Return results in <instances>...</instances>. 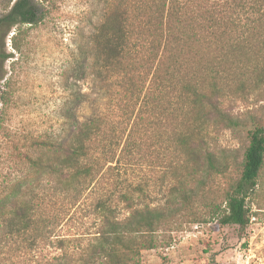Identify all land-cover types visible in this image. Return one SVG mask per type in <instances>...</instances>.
<instances>
[{"label":"trees","instance_id":"1","mask_svg":"<svg viewBox=\"0 0 264 264\" xmlns=\"http://www.w3.org/2000/svg\"><path fill=\"white\" fill-rule=\"evenodd\" d=\"M43 2L0 0V65L9 57L1 51L6 36L41 23ZM77 27L74 69L86 87L74 95L88 111L66 109L59 135L34 138L24 152L15 145L7 158L0 264H13L23 245L49 238L59 220L50 210L54 199L65 194L76 204L101 164L111 162L107 149L117 129L110 131L98 100L114 83L121 90L117 109L132 124L126 143L142 111L151 110L160 115L158 136L173 144L176 160L162 173L165 202L139 201L148 195L141 184L115 185L94 201L96 231L85 239L57 238L58 253L37 264H141L142 252L157 248L160 233L180 216L199 222L195 205L207 198L222 225L245 229L253 215L248 200L264 192V113L242 116L231 106L240 93L264 92V0H83ZM219 127L247 131L241 159L237 150L213 145ZM220 178L222 191L212 187ZM217 192L225 207L211 196Z\"/></svg>","mask_w":264,"mask_h":264},{"label":"rangeland","instance_id":"2","mask_svg":"<svg viewBox=\"0 0 264 264\" xmlns=\"http://www.w3.org/2000/svg\"><path fill=\"white\" fill-rule=\"evenodd\" d=\"M82 5L83 0H44L41 23L15 27L5 38L1 51L9 57L0 65V181L12 169L7 158L14 153L15 145L24 152L34 138L59 135L67 121L66 109L79 115L88 111L87 105L74 95V91L86 87L74 69ZM117 85L114 83L103 101L98 100L110 131L117 129L113 133V145L107 149L111 162L101 164L98 178L84 190L76 204L65 194L56 197L50 210L59 220L51 224L50 237L23 245L10 263L37 264L58 253L57 238H87L97 229L96 197L110 193L115 185L133 189L141 184L147 188L148 195L139 201L165 202L168 180H162V173L166 165L176 160L173 144L158 136L160 115L151 110L142 111L130 144L126 143L132 124L126 125L128 120L117 109L121 93ZM232 102L231 107L238 115L264 113V92L240 93ZM213 135L217 149L230 147L237 150L240 159L243 157L249 142L247 131L219 127ZM234 176L238 178L239 174ZM224 186V178L212 185L220 191ZM211 196L225 207L222 192ZM262 203L264 192L262 196L253 194L248 200L253 215L245 229L236 224L222 225L218 216L211 214L214 207L196 204L200 221L194 222L192 215L180 216L169 230L160 233L157 248L142 252L141 264H264V208H259L264 207Z\"/></svg>","mask_w":264,"mask_h":264}]
</instances>
